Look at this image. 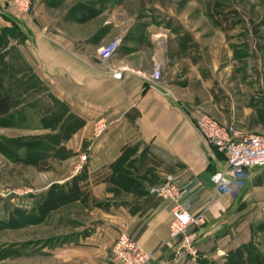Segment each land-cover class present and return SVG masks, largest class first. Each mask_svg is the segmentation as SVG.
Listing matches in <instances>:
<instances>
[{"label":"crops","instance_id":"obj_1","mask_svg":"<svg viewBox=\"0 0 264 264\" xmlns=\"http://www.w3.org/2000/svg\"><path fill=\"white\" fill-rule=\"evenodd\" d=\"M5 9L12 23L21 26L22 17ZM86 10L87 0H34L23 30L27 41L18 55L54 105L48 114L55 124L45 132L49 149L83 152L87 161L69 178L32 196L27 213L36 222L23 223V210L5 214L22 220L0 231L32 229L39 235L18 240L12 253L0 252V261L118 264L113 246L124 230L154 254L148 264H226L264 224V167L250 171L236 196L217 192L211 176L225 167L226 156L204 141L194 119L207 115L221 125L234 123L242 135L264 136V76L224 65L230 53L221 64L218 48L226 47L225 34L208 18H202L203 34L193 17H140L122 4L92 18ZM118 36L123 44L105 62L98 49ZM157 62L163 70L154 82ZM100 119L109 126L97 136ZM168 175L181 179L190 211L205 214L204 223L172 241L174 203L151 193ZM76 189L78 196L41 212L50 192L68 198ZM74 210L86 220H79ZM44 229H49L47 235Z\"/></svg>","mask_w":264,"mask_h":264},{"label":"rangeland","instance_id":"obj_2","mask_svg":"<svg viewBox=\"0 0 264 264\" xmlns=\"http://www.w3.org/2000/svg\"><path fill=\"white\" fill-rule=\"evenodd\" d=\"M119 4L133 8L140 17L152 15L170 18L173 14L186 19L197 18L203 34L207 29L202 18H208L212 23L209 18L211 10L214 19L222 23L221 27H217L218 33L225 34L226 39V47L218 48V56L222 57L221 64L230 53V59L224 65H233L240 73L249 70L255 77L264 76V0H87L85 14L92 18L109 6L112 8ZM8 7L10 8L7 10ZM3 8L12 16L22 17L18 21L21 26L13 24V19L3 13ZM30 15L18 12L9 0H0V78L17 100L18 113L16 126L0 127V143L13 152L0 150V230L3 225L21 222L20 215L15 217L13 214L16 215L20 210L28 214V207L33 204L30 200L33 195H38L51 182L69 178L81 170L86 162L82 163L81 160L83 152H65L62 149L54 152V149H49L48 142L43 137L47 136L48 133L45 132H48L49 125L55 124V117L50 118L47 111L54 106L53 101L49 99L47 89L32 78L30 70L18 55L19 46L24 47L27 41L23 30L28 28ZM217 43L220 44V40ZM238 77L240 79V74ZM60 113L61 118L65 119L63 107ZM38 137L42 138L41 148H36L35 145ZM32 155L45 158L48 169L39 170L28 163L27 159ZM10 210L12 217L6 218L5 214ZM74 211L79 220H86L83 212ZM49 223L54 224V221L46 222ZM61 223L60 219L58 224ZM255 229L256 236L247 246L240 248V254L232 256L229 260L231 264H264V224L257 225ZM48 230L44 229L45 235ZM39 231L42 234L43 230ZM38 235L32 229H26L23 233L2 230L0 252L12 253L18 240H32ZM12 255L10 256L15 257ZM30 262L24 261L23 264ZM0 264L17 263L15 260H6L0 261Z\"/></svg>","mask_w":264,"mask_h":264},{"label":"built area","instance_id":"obj_3","mask_svg":"<svg viewBox=\"0 0 264 264\" xmlns=\"http://www.w3.org/2000/svg\"><path fill=\"white\" fill-rule=\"evenodd\" d=\"M20 13L29 15L33 10L34 0H9ZM123 37L118 36L110 43L98 49L102 60L107 62L116 54L123 44ZM163 66L160 62L154 65L152 80H161ZM119 76V74H116ZM194 125L200 136L209 146L226 156L225 167L211 176L216 191L222 195L236 196L245 186L251 175V170L264 167V136L242 135L235 124L221 125L207 115L194 119ZM109 126V122L100 119L95 124V133L101 135ZM82 163L87 161V154L81 156ZM151 193L164 201L174 203L173 219L169 228L170 240L186 237L192 226L204 223V212L195 215L190 211L189 202L185 199L187 190L182 186L181 179L168 175L164 182L154 187ZM187 238L183 247L186 246ZM192 255H196L194 247L187 246ZM113 254L118 264H148L154 254L146 251L135 242L126 231L121 230L113 246Z\"/></svg>","mask_w":264,"mask_h":264},{"label":"trees","instance_id":"obj_4","mask_svg":"<svg viewBox=\"0 0 264 264\" xmlns=\"http://www.w3.org/2000/svg\"><path fill=\"white\" fill-rule=\"evenodd\" d=\"M210 8V6H208ZM209 18L212 20V22L217 26L221 27L222 23L219 20L214 19V14L209 11ZM5 65V62L3 63ZM32 78L36 80V77L32 75ZM17 109V100L12 95L11 91L9 90L8 86L5 84V81L0 78V127H14L17 125L18 122V113L16 112ZM51 108H48L47 111H50ZM46 142H49L50 136H43ZM41 137H38L36 142V148H41ZM52 139V138H51ZM45 142V143H46ZM12 143V142H11ZM0 150H3L6 153H13L12 151L8 150L3 144L0 143ZM27 162L34 165L39 170H45L48 169L46 166V160L45 158L38 156V155H32L30 158L27 159ZM78 189H76L70 197H65L61 194H55L50 192V195L48 196V199L44 203V206L41 208L42 213H48L51 210H54L58 207L59 204L63 203L64 201L74 198L78 196ZM96 206L102 207L104 209L107 208L108 204H102L97 203ZM25 212V211H24ZM19 213H23V211L20 210ZM27 217H25V216ZM23 223L28 224L29 222H36L37 220L30 214L23 213ZM241 253V250L234 251L232 253L233 256H236ZM232 258V257H231ZM230 260V259H229ZM228 264H231L229 261Z\"/></svg>","mask_w":264,"mask_h":264}]
</instances>
